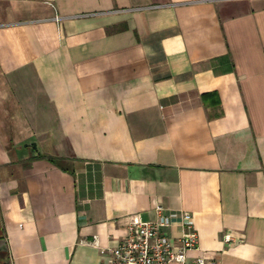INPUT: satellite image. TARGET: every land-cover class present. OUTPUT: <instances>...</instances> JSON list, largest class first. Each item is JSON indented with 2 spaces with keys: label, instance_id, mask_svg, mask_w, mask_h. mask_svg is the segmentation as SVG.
<instances>
[{
  "label": "crops",
  "instance_id": "1",
  "mask_svg": "<svg viewBox=\"0 0 264 264\" xmlns=\"http://www.w3.org/2000/svg\"><path fill=\"white\" fill-rule=\"evenodd\" d=\"M158 204L264 264V0H0V264H109Z\"/></svg>",
  "mask_w": 264,
  "mask_h": 264
},
{
  "label": "built area",
  "instance_id": "2",
  "mask_svg": "<svg viewBox=\"0 0 264 264\" xmlns=\"http://www.w3.org/2000/svg\"><path fill=\"white\" fill-rule=\"evenodd\" d=\"M155 209V219L142 220L138 214L131 216L125 235L110 249L109 264H221L199 252V235L190 212L182 213L181 234L173 241L165 231L172 222L169 213L161 204ZM224 239L229 241L230 234H225ZM191 251L199 253L191 257Z\"/></svg>",
  "mask_w": 264,
  "mask_h": 264
}]
</instances>
